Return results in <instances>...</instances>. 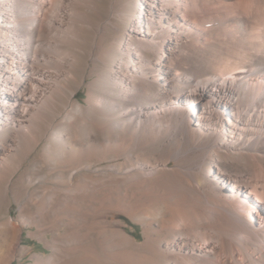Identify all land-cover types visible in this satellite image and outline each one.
Masks as SVG:
<instances>
[{
  "label": "bare ground",
  "instance_id": "bare-ground-1",
  "mask_svg": "<svg viewBox=\"0 0 264 264\" xmlns=\"http://www.w3.org/2000/svg\"><path fill=\"white\" fill-rule=\"evenodd\" d=\"M40 136L143 230L35 264H264V0H0V180Z\"/></svg>",
  "mask_w": 264,
  "mask_h": 264
},
{
  "label": "rangeland",
  "instance_id": "rangeland-1",
  "mask_svg": "<svg viewBox=\"0 0 264 264\" xmlns=\"http://www.w3.org/2000/svg\"><path fill=\"white\" fill-rule=\"evenodd\" d=\"M192 13L196 17H205L213 14V10H195ZM91 80L93 77L88 78L87 82ZM85 97L86 92L83 87L79 89L76 98L83 102ZM62 114V110L56 113L57 118L53 126L56 127ZM47 126L48 123L44 122V130ZM78 128V123L74 124L71 127V133L76 132ZM47 131H50V127ZM39 140L37 145L35 143V147H30L27 149L29 151H25L27 156L21 155V160L19 158L17 162L8 166L7 174L1 175L0 225L6 221L13 222L16 229L11 232L9 228L3 229L2 236L0 235L2 237L0 239V264H35L39 257L40 260L53 258L59 261L64 260V262L70 259L77 261L79 250L76 249L84 245L82 235L85 233L91 237L89 242L97 244L99 251L103 250L106 253L110 249L107 239L111 229L125 230L136 239L141 238L143 226L123 214L114 213L113 205L110 202L107 204V201H101L97 194L94 183L96 180L92 176L98 173L94 170L102 169L103 166L113 163H103V165L79 171L75 183L77 189L74 187L75 190L68 192L65 191L62 180L68 175L69 168L77 164V160L72 158L74 156L67 150L66 158L60 159L65 163L63 164L65 167L63 168L59 162L58 168L53 169L52 162L45 153L47 139L40 136ZM70 161H74V165L72 162L70 164ZM88 175H91V178ZM110 190L111 188L104 193L103 191L98 193L100 197H103L105 193L110 195ZM112 195H115L114 188L111 190ZM107 207L109 210L106 209ZM116 223L118 226H115ZM109 224L113 225V228ZM72 230L73 234L70 233ZM69 234L73 236L70 237ZM72 249L74 251L69 252ZM110 250L109 253L114 251ZM70 255H74V258H69Z\"/></svg>",
  "mask_w": 264,
  "mask_h": 264
}]
</instances>
